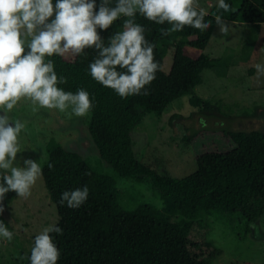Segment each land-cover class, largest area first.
Wrapping results in <instances>:
<instances>
[{"label":"trees","instance_id":"16d2710c","mask_svg":"<svg viewBox=\"0 0 264 264\" xmlns=\"http://www.w3.org/2000/svg\"><path fill=\"white\" fill-rule=\"evenodd\" d=\"M225 2L230 5L227 12L217 11V2L212 5L205 17L211 26L204 31L186 26L164 36L161 29L170 25H158L137 15L136 22L146 28L145 38L155 44L154 56L160 64L156 79L148 86L149 95L121 98L96 82L88 67L96 55L93 49L70 60L50 58L57 75L67 78V83L59 87L73 93L83 88L90 93L94 107L88 113L87 130L100 158L115 174L99 172L79 153L64 148L53 137L48 140L41 176L56 208V223L63 229L62 235L53 234L61 253L57 264H180L181 260L212 264L221 250L209 239L212 228L202 220L203 214L223 216L239 212L248 224L264 214V131L223 130L233 148L200 154L195 160L196 169L180 178L140 161L133 149L131 133L145 115L160 117L182 95H190L189 104L193 107L210 108L209 101L193 89L202 82L205 69L224 75V58L203 53L192 58L185 46L204 49L215 28L216 15L264 25V0ZM123 20L118 19L101 32L105 43L122 30ZM262 44L263 39L256 47L257 54ZM170 50L171 65L165 72L164 58ZM253 71L248 70L250 74ZM49 163L54 167L49 169ZM116 176L134 182L148 179L161 206L138 201L125 207ZM85 185L90 190L89 197L81 207L71 209L58 203L63 191ZM16 196L14 192L7 193L0 207L5 209ZM29 255L30 251L24 264H29Z\"/></svg>","mask_w":264,"mask_h":264},{"label":"rangeland","instance_id":"374dc122","mask_svg":"<svg viewBox=\"0 0 264 264\" xmlns=\"http://www.w3.org/2000/svg\"><path fill=\"white\" fill-rule=\"evenodd\" d=\"M217 0H199L210 11ZM227 31L215 25L204 49L186 45L187 55L206 54L222 57L224 75L215 70L202 71V82L194 87L196 95L209 101L210 108L193 107L189 94L174 100L160 117L147 114L131 133L138 159L173 177H184L196 169V158L209 151L227 152L233 148L223 130L264 131V76L257 78L255 64L264 63V25L245 24L222 19ZM263 39V44L257 48ZM257 54V58L255 59ZM73 56L66 55L70 60ZM171 50L164 58L163 70L171 65ZM253 68L252 74L248 72ZM13 120L26 125L21 132L17 164L24 158L46 162V144L53 137L66 149L83 156L99 172L115 175L99 156L87 130L89 114L76 117L68 112L39 108L22 100L11 113ZM117 187L125 207L138 201L161 206L158 193L144 178L134 182L116 176ZM56 208L45 189L42 176L28 198H16L1 212L2 220L14 233L11 242L0 238V264H24L34 236L44 227L56 223ZM202 220L212 228L209 239L221 250L212 264H262L264 262V214L248 224L239 212L215 216L203 214ZM180 264H198L181 260Z\"/></svg>","mask_w":264,"mask_h":264},{"label":"clouds","instance_id":"9594fccd","mask_svg":"<svg viewBox=\"0 0 264 264\" xmlns=\"http://www.w3.org/2000/svg\"><path fill=\"white\" fill-rule=\"evenodd\" d=\"M215 7L227 12L230 5L217 0ZM138 14L158 25H170L161 29L164 36L186 26L201 31L211 26L205 22L208 11L199 0H115L114 5L113 0H0V202L9 192L28 198L42 175L35 159L24 158L22 166L17 164L19 137L26 125L9 113L22 100L61 113L70 110L76 117L86 116L94 107L87 90L79 88L73 93L58 86L66 84L67 78L57 75L51 57H77L93 49L96 55L88 67L96 82L121 98L149 95L148 86L156 79L160 64L155 60V44L145 38V26L136 22ZM122 17V30L105 43L101 32ZM215 20L226 32L221 16ZM255 69L257 78L264 76V63L255 64ZM89 191L87 185L65 190L58 203L78 209ZM53 234H63L58 223L34 236L29 264H57L61 253ZM13 236L0 220V238L11 242Z\"/></svg>","mask_w":264,"mask_h":264}]
</instances>
